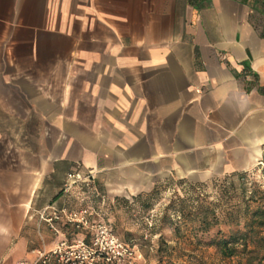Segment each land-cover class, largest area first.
Wrapping results in <instances>:
<instances>
[{
    "label": "crops",
    "instance_id": "0c3cea01",
    "mask_svg": "<svg viewBox=\"0 0 264 264\" xmlns=\"http://www.w3.org/2000/svg\"><path fill=\"white\" fill-rule=\"evenodd\" d=\"M193 3L0 0V264L70 172L120 197L263 163V1Z\"/></svg>",
    "mask_w": 264,
    "mask_h": 264
},
{
    "label": "rangeland",
    "instance_id": "374dc122",
    "mask_svg": "<svg viewBox=\"0 0 264 264\" xmlns=\"http://www.w3.org/2000/svg\"><path fill=\"white\" fill-rule=\"evenodd\" d=\"M97 189L63 188L53 198L63 196L55 208L65 213L55 229L38 219L29 262L45 255L39 264H264V161L243 177L168 180L152 196ZM225 240L232 257L217 247Z\"/></svg>",
    "mask_w": 264,
    "mask_h": 264
},
{
    "label": "built area",
    "instance_id": "2783aa9c",
    "mask_svg": "<svg viewBox=\"0 0 264 264\" xmlns=\"http://www.w3.org/2000/svg\"><path fill=\"white\" fill-rule=\"evenodd\" d=\"M72 188H89L94 192H97L98 189L95 186V178L93 175L89 174H80L78 172H70L68 174V180L64 186V191L69 192ZM61 213H65V210L60 212L54 206L48 205L38 212V219L40 225L45 223L50 228L55 229L54 224L61 220ZM76 221L72 218L69 219V222ZM53 254H58V250H55ZM45 255L40 256V260L45 259ZM37 262L22 261L19 264H39ZM45 261V260H44Z\"/></svg>",
    "mask_w": 264,
    "mask_h": 264
},
{
    "label": "trees",
    "instance_id": "16d2710c",
    "mask_svg": "<svg viewBox=\"0 0 264 264\" xmlns=\"http://www.w3.org/2000/svg\"><path fill=\"white\" fill-rule=\"evenodd\" d=\"M201 2V0H193V4L195 5V3H196V5L197 6H199L200 5V3L199 2ZM263 1V5H264V0H262ZM198 2V3H197ZM237 175H239V176H241V177H243V175H244V173H242V174H237ZM232 176H235V175H232ZM157 186V185H156ZM155 190V189H154ZM143 194V193H142ZM154 194V192L152 191L150 194H148V196H152ZM141 195V194H140ZM264 221V220H263ZM262 220H260V224L261 225H263L264 224V222H263ZM203 225L204 226H206L207 227V222H206V220H204L203 222ZM205 227V228H206ZM264 241V240H263ZM229 243H231L230 241H223V242H221V243H217V247H219V249L221 250V252H222V254L223 255H225L226 257H232V256H234V250L233 249H231V248H229ZM263 249H264V245H263ZM262 260H264V258H262ZM249 264H252V261L251 262H249ZM261 264V263H260Z\"/></svg>",
    "mask_w": 264,
    "mask_h": 264
}]
</instances>
